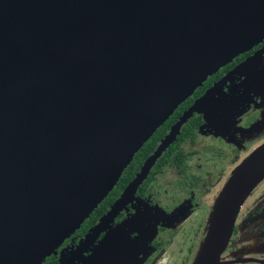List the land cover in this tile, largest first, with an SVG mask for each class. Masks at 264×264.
<instances>
[{
  "label": "water",
  "instance_id": "water-1",
  "mask_svg": "<svg viewBox=\"0 0 264 264\" xmlns=\"http://www.w3.org/2000/svg\"><path fill=\"white\" fill-rule=\"evenodd\" d=\"M263 39L264 0H0V264H40L53 253L177 106ZM263 179L264 142L222 186L193 264H219L237 212ZM113 243L109 234L100 247Z\"/></svg>",
  "mask_w": 264,
  "mask_h": 264
},
{
  "label": "flooded vegetation",
  "instance_id": "flooded-vegetation-1",
  "mask_svg": "<svg viewBox=\"0 0 264 264\" xmlns=\"http://www.w3.org/2000/svg\"><path fill=\"white\" fill-rule=\"evenodd\" d=\"M210 91L212 94L202 100ZM197 102L196 111L134 192L122 199L145 159L183 112ZM174 113L172 124L156 137L138 167H125L112 188L115 192L110 202L99 209L108 193L79 228L40 264H130L134 259H143L140 264H156L172 243L177 248L172 256H179L181 237L191 233L185 257L189 256L199 243L201 231L205 237L217 183L222 178L225 183L232 164H239L264 139V39L211 74ZM119 201L112 219L94 231ZM109 234L114 243L102 250L100 244ZM219 264H264V179L237 212Z\"/></svg>",
  "mask_w": 264,
  "mask_h": 264
},
{
  "label": "rangeland",
  "instance_id": "rangeland-1",
  "mask_svg": "<svg viewBox=\"0 0 264 264\" xmlns=\"http://www.w3.org/2000/svg\"><path fill=\"white\" fill-rule=\"evenodd\" d=\"M264 138V137H263ZM264 142V139L263 140H260L258 142V144H256L255 146L261 144L260 142ZM251 152V151H250ZM249 152V153H250ZM248 153V154H249ZM246 153L242 154L241 156L245 155ZM236 166V162H234L232 164V169L231 171L235 168ZM230 169L227 170V172H229ZM226 174V173H225ZM224 185V182H223V178L221 179V181H219L215 187V191L216 192V195H218V193L220 192L222 186ZM217 197V196H216ZM216 199V198H215ZM210 214V213H209ZM209 216V215H208ZM207 216V217H208ZM209 218V217H208ZM203 226V224H202ZM205 227V225L203 226ZM184 235V234H183ZM191 237V233L189 235H186V237L184 238L183 236L181 237V243H182V247L181 249L178 251V255L179 256H176L174 255V257L172 256V254L175 253V251H177V248L172 244H170V246L168 247V250H166L164 252V256L156 263V264H193V262L195 261L198 253H199V250L201 248V245L203 243L202 240H204V231H201L200 234H199V243H195V247L189 252V256L185 257L186 256V248L190 245V240L189 239ZM142 247H144V245H142ZM54 252V251H53ZM143 259L141 260H138V259H134L130 262V264H140L142 262ZM127 264H129V262H127Z\"/></svg>",
  "mask_w": 264,
  "mask_h": 264
},
{
  "label": "trees",
  "instance_id": "trees-1",
  "mask_svg": "<svg viewBox=\"0 0 264 264\" xmlns=\"http://www.w3.org/2000/svg\"><path fill=\"white\" fill-rule=\"evenodd\" d=\"M175 116H176V113L172 114L171 117H169L162 125H160L156 129L155 134L151 135V137L141 146V148L134 155L133 159L128 164L127 169L132 168V167L136 169L138 167V163L140 164L142 159L150 151L153 144H155L156 137L158 136L160 137L164 133V131L170 126V124H172ZM114 192H115V189H112L111 192H109V196L107 197V199H105V201H103L99 205V209L104 208L105 204L110 202ZM83 227H84V224L82 225L81 228Z\"/></svg>",
  "mask_w": 264,
  "mask_h": 264
}]
</instances>
